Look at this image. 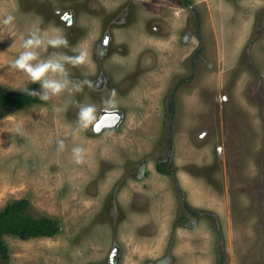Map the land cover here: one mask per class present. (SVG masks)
<instances>
[{"label": "rangeland", "instance_id": "obj_1", "mask_svg": "<svg viewBox=\"0 0 264 264\" xmlns=\"http://www.w3.org/2000/svg\"><path fill=\"white\" fill-rule=\"evenodd\" d=\"M188 1L0 0V87L45 91L11 67L36 29L68 41L38 61L87 53L62 61L63 92L0 115V209L27 198L60 226L4 235L0 264H216L219 249L225 264H264V0ZM107 111L117 125L95 131Z\"/></svg>", "mask_w": 264, "mask_h": 264}, {"label": "trees", "instance_id": "obj_2", "mask_svg": "<svg viewBox=\"0 0 264 264\" xmlns=\"http://www.w3.org/2000/svg\"><path fill=\"white\" fill-rule=\"evenodd\" d=\"M186 5H190L188 0H182ZM188 78L180 79L175 90L181 84L187 83ZM31 90V91H30ZM172 91L167 100L168 117L172 120L174 106V91ZM42 102V99L34 93L32 89L20 92H12L5 87H0V115L4 110H21L29 105ZM158 172L166 175H173V169L169 166L167 160H161L156 163ZM187 213L194 215L196 211L192 209L185 201L183 203ZM209 219L211 215L205 214ZM187 216L182 214L179 221L185 223ZM60 226L57 220L48 215H36L31 209L30 201L27 198L14 199L0 209V259L6 260L9 257L8 247L4 240V235L14 236L20 239H29L32 237H52L59 232ZM224 252L218 250V259L216 264H225Z\"/></svg>", "mask_w": 264, "mask_h": 264}, {"label": "clouds", "instance_id": "obj_3", "mask_svg": "<svg viewBox=\"0 0 264 264\" xmlns=\"http://www.w3.org/2000/svg\"><path fill=\"white\" fill-rule=\"evenodd\" d=\"M14 18L9 15L4 19V24H9ZM39 29L31 32L29 37L23 41L22 47L24 51L12 62L11 67L13 69L23 70L31 78L32 82H39L42 88L45 90L41 95L42 100H48L50 95H58L63 92L69 84L67 80V72L64 68V63H82L86 52H81L78 56L69 57L67 55L61 54L59 59H47L43 61H38L39 53L36 49L41 48L42 46L46 47L51 45L52 47H67L68 41L62 33H58L53 37H48L47 35L40 36ZM33 61H38L33 63ZM53 75L60 78H53ZM31 91V90H30ZM94 107L89 105L81 107L79 112V121L82 128H88V126L95 119L94 116ZM99 131L98 128L94 129ZM59 150H63L65 145L64 141L60 140L57 142ZM84 149L81 147H74L72 149L75 162L81 164L84 161Z\"/></svg>", "mask_w": 264, "mask_h": 264}, {"label": "water", "instance_id": "obj_4", "mask_svg": "<svg viewBox=\"0 0 264 264\" xmlns=\"http://www.w3.org/2000/svg\"><path fill=\"white\" fill-rule=\"evenodd\" d=\"M119 114L116 112L107 111L101 115L97 123V127L100 130L101 127H113L116 126L119 120ZM100 125V126H99Z\"/></svg>", "mask_w": 264, "mask_h": 264}, {"label": "flooded vegetation", "instance_id": "obj_5", "mask_svg": "<svg viewBox=\"0 0 264 264\" xmlns=\"http://www.w3.org/2000/svg\"><path fill=\"white\" fill-rule=\"evenodd\" d=\"M132 3L134 4L135 1H134V0H129L128 6H127V8L129 7V9L131 10V12H132ZM134 5H135V4H134ZM127 8H126V9H127ZM131 12H130V13H131ZM69 14H70V15H65V16L68 17V19H71L72 17H74V15H73L72 12L69 13ZM131 15H132V14H131ZM131 17H133V16H131ZM155 28H156V30H158V28H161V27L155 25V26H154V29H155ZM105 44H108V42L106 41ZM99 126H100V125H99Z\"/></svg>", "mask_w": 264, "mask_h": 264}, {"label": "crops", "instance_id": "obj_6", "mask_svg": "<svg viewBox=\"0 0 264 264\" xmlns=\"http://www.w3.org/2000/svg\"><path fill=\"white\" fill-rule=\"evenodd\" d=\"M135 2H136L135 5H136L137 9L140 8L137 4H138V2H139V3H142V0H141V1H140V0H139V1L136 0ZM137 9H136V10H137ZM155 167H156V166H155ZM156 170H157V169H156ZM157 172H158V171H157ZM158 173H159V174H162V173H160V172H158ZM162 175L168 176V175H166V174H162Z\"/></svg>", "mask_w": 264, "mask_h": 264}]
</instances>
